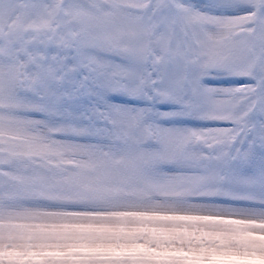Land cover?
<instances>
[{"label":"snow or ice","instance_id":"6c2138e0","mask_svg":"<svg viewBox=\"0 0 264 264\" xmlns=\"http://www.w3.org/2000/svg\"><path fill=\"white\" fill-rule=\"evenodd\" d=\"M0 264H264V0H0Z\"/></svg>","mask_w":264,"mask_h":264},{"label":"rangeland","instance_id":"374dc122","mask_svg":"<svg viewBox=\"0 0 264 264\" xmlns=\"http://www.w3.org/2000/svg\"><path fill=\"white\" fill-rule=\"evenodd\" d=\"M194 2H203V0H194Z\"/></svg>","mask_w":264,"mask_h":264}]
</instances>
